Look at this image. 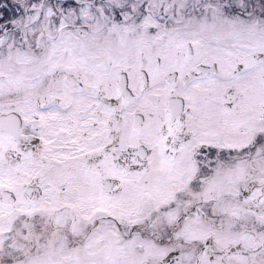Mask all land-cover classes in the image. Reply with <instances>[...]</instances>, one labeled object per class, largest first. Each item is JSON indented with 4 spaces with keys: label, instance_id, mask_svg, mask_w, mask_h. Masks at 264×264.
Instances as JSON below:
<instances>
[{
    "label": "snow or ice",
    "instance_id": "1",
    "mask_svg": "<svg viewBox=\"0 0 264 264\" xmlns=\"http://www.w3.org/2000/svg\"><path fill=\"white\" fill-rule=\"evenodd\" d=\"M0 264H264V0H0Z\"/></svg>",
    "mask_w": 264,
    "mask_h": 264
}]
</instances>
